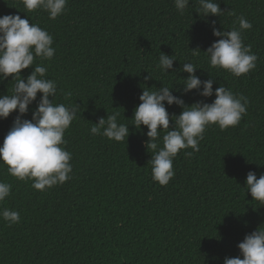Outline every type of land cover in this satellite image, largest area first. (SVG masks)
<instances>
[{"label": "trees", "instance_id": "obj_1", "mask_svg": "<svg viewBox=\"0 0 264 264\" xmlns=\"http://www.w3.org/2000/svg\"><path fill=\"white\" fill-rule=\"evenodd\" d=\"M0 264H264V0H0Z\"/></svg>", "mask_w": 264, "mask_h": 264}]
</instances>
